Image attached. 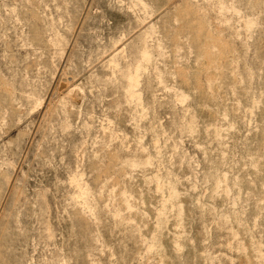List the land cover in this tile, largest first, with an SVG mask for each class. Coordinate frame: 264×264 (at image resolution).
<instances>
[{
	"label": "rangeland",
	"instance_id": "rangeland-1",
	"mask_svg": "<svg viewBox=\"0 0 264 264\" xmlns=\"http://www.w3.org/2000/svg\"><path fill=\"white\" fill-rule=\"evenodd\" d=\"M0 264H264V0H0Z\"/></svg>",
	"mask_w": 264,
	"mask_h": 264
}]
</instances>
